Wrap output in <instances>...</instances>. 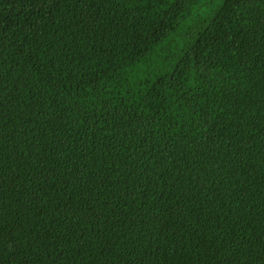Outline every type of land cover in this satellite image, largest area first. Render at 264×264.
I'll use <instances>...</instances> for the list:
<instances>
[{
  "label": "trees",
  "instance_id": "trees-1",
  "mask_svg": "<svg viewBox=\"0 0 264 264\" xmlns=\"http://www.w3.org/2000/svg\"><path fill=\"white\" fill-rule=\"evenodd\" d=\"M0 264H264V0H0Z\"/></svg>",
  "mask_w": 264,
  "mask_h": 264
}]
</instances>
